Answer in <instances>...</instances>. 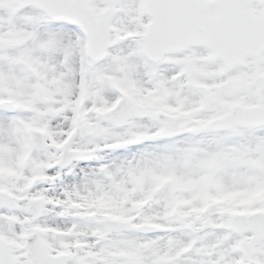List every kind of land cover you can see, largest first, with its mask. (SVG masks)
<instances>
[{"label":"snow or ice","instance_id":"6c2138e0","mask_svg":"<svg viewBox=\"0 0 264 264\" xmlns=\"http://www.w3.org/2000/svg\"><path fill=\"white\" fill-rule=\"evenodd\" d=\"M0 264H264V0H0Z\"/></svg>","mask_w":264,"mask_h":264}]
</instances>
